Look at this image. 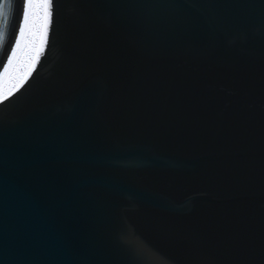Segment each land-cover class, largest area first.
<instances>
[{
    "label": "water",
    "instance_id": "95a60500",
    "mask_svg": "<svg viewBox=\"0 0 264 264\" xmlns=\"http://www.w3.org/2000/svg\"><path fill=\"white\" fill-rule=\"evenodd\" d=\"M51 11L0 99V264H264V0Z\"/></svg>",
    "mask_w": 264,
    "mask_h": 264
},
{
    "label": "rangeland",
    "instance_id": "374dc122",
    "mask_svg": "<svg viewBox=\"0 0 264 264\" xmlns=\"http://www.w3.org/2000/svg\"><path fill=\"white\" fill-rule=\"evenodd\" d=\"M42 2L43 0H33L34 7L31 10L29 32L26 33L21 49L19 50L21 51L19 54L20 56H18L14 61V65L9 71V76L3 84L4 88L0 94V99L11 93L12 90L18 86L25 75V72L32 64V59L35 54V49L39 41L38 38L42 29L43 9L39 7Z\"/></svg>",
    "mask_w": 264,
    "mask_h": 264
},
{
    "label": "snow or ice",
    "instance_id": "6c2138e0",
    "mask_svg": "<svg viewBox=\"0 0 264 264\" xmlns=\"http://www.w3.org/2000/svg\"><path fill=\"white\" fill-rule=\"evenodd\" d=\"M34 4L33 0H28L27 9L24 11V26L20 29V40L17 41V48L20 47L21 42L25 39L26 33L29 32V20L31 15V10L33 9ZM40 8L43 9V19H44V36L47 35L48 24L51 21L52 16V0H43V2L39 5ZM3 5H0V16H4ZM13 57H15L16 52L13 51ZM11 63V61H9ZM7 71V69H6Z\"/></svg>",
    "mask_w": 264,
    "mask_h": 264
},
{
    "label": "bare ground",
    "instance_id": "6f19581e",
    "mask_svg": "<svg viewBox=\"0 0 264 264\" xmlns=\"http://www.w3.org/2000/svg\"><path fill=\"white\" fill-rule=\"evenodd\" d=\"M24 41V40H23ZM23 41L21 42V44H20V47L18 48V50H17V56H16V58L18 57V56H20L19 54H20V52L21 51H19L20 49H21V45L23 44ZM22 54V53H21ZM25 55V54H24ZM16 60V59H15ZM14 65V64H13ZM12 65V66H13ZM11 66V67H12ZM11 70V68L6 72V75L1 79V81H0V94H1V92H2V90H3V88H4V82H5V80L7 79V77L9 76V71Z\"/></svg>",
    "mask_w": 264,
    "mask_h": 264
}]
</instances>
